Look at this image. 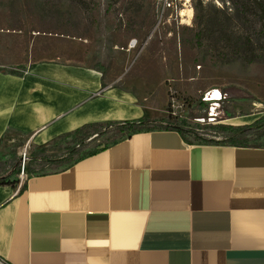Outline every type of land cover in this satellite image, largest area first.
<instances>
[{"label":"crops","instance_id":"0c3cea01","mask_svg":"<svg viewBox=\"0 0 264 264\" xmlns=\"http://www.w3.org/2000/svg\"><path fill=\"white\" fill-rule=\"evenodd\" d=\"M15 67L23 76L0 72V149L9 130L40 146L85 124L158 119L96 66L0 58ZM17 178L0 186L7 264H264V146L150 131L63 172Z\"/></svg>","mask_w":264,"mask_h":264},{"label":"rangeland","instance_id":"374dc122","mask_svg":"<svg viewBox=\"0 0 264 264\" xmlns=\"http://www.w3.org/2000/svg\"><path fill=\"white\" fill-rule=\"evenodd\" d=\"M239 1L0 0V58L21 63L32 56L102 68L107 80L133 92L158 119L169 115L174 100L175 118L208 126L195 119L207 116L210 105H198L209 89L226 94L211 126L249 115L259 119L264 38L254 36L258 24L236 17ZM45 145L30 144L26 133L9 130L0 168L12 159L22 164ZM33 169L51 171L38 164Z\"/></svg>","mask_w":264,"mask_h":264},{"label":"trees","instance_id":"16d2710c","mask_svg":"<svg viewBox=\"0 0 264 264\" xmlns=\"http://www.w3.org/2000/svg\"><path fill=\"white\" fill-rule=\"evenodd\" d=\"M241 8L237 9L236 17L245 16L248 21L258 24L259 28L253 30L254 36L264 38V0H240ZM200 36V32L196 34ZM253 37V35H252ZM103 71L102 68H97ZM24 68L0 69L16 76H23ZM202 108L203 104L199 103ZM175 131L181 139L189 145H217L241 148H260L264 142V115L248 125L231 126L219 124L216 126L190 125L186 120H178L170 116L157 120L137 119L126 121H108L85 124L74 131L54 138L45 146L29 153L24 160L23 171L26 178L37 175H46L63 172L78 161L93 156L134 134L150 131ZM211 134V138L207 135ZM216 137L218 139H216ZM98 141L93 147L92 143ZM34 164L40 165L42 170L49 168L51 171L36 173ZM21 163L15 159L7 167L0 168V186L16 187L19 183L18 174ZM25 189L21 185L20 191Z\"/></svg>","mask_w":264,"mask_h":264},{"label":"built area","instance_id":"2783aa9c","mask_svg":"<svg viewBox=\"0 0 264 264\" xmlns=\"http://www.w3.org/2000/svg\"><path fill=\"white\" fill-rule=\"evenodd\" d=\"M218 92V96L215 97L217 100H211L212 98H214L212 95L213 93ZM226 99V94L222 91H220L219 89H209L207 91H205L202 95H201V103L203 104H208L210 105L208 112L206 113L207 116L206 118H196L195 121L196 122H200V123H205L207 125H215L217 124V117L218 115L216 114L217 109L220 105L221 102H223V100ZM171 111H170V116L172 117H179V115H177V113L175 112L176 108H175V101L173 100L171 103ZM205 120H207V123L205 122ZM23 166H24V158L22 160V164L20 166V171H19V178L22 179L24 176V171H23ZM0 264H7L6 262H4L3 260L0 259Z\"/></svg>","mask_w":264,"mask_h":264},{"label":"bare ground","instance_id":"6f19581e","mask_svg":"<svg viewBox=\"0 0 264 264\" xmlns=\"http://www.w3.org/2000/svg\"><path fill=\"white\" fill-rule=\"evenodd\" d=\"M219 94H218V92H215V93H213V97L214 98H212L211 100H217L215 97H217ZM244 122V121H243ZM241 123V121H238V120H233V121H230L229 122V124H240ZM241 125V124H240Z\"/></svg>","mask_w":264,"mask_h":264}]
</instances>
